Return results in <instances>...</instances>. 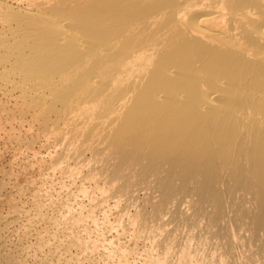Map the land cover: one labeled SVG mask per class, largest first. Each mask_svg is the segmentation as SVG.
Listing matches in <instances>:
<instances>
[{
	"label": "bare ground",
	"instance_id": "6f19581e",
	"mask_svg": "<svg viewBox=\"0 0 264 264\" xmlns=\"http://www.w3.org/2000/svg\"><path fill=\"white\" fill-rule=\"evenodd\" d=\"M29 153L0 264H55L25 250L96 175L144 223L177 200L173 232L204 219L230 250L245 227L264 254V0H0V161Z\"/></svg>",
	"mask_w": 264,
	"mask_h": 264
},
{
	"label": "clouds",
	"instance_id": "9594fccd",
	"mask_svg": "<svg viewBox=\"0 0 264 264\" xmlns=\"http://www.w3.org/2000/svg\"><path fill=\"white\" fill-rule=\"evenodd\" d=\"M109 153L107 150L100 155L101 163ZM91 162L92 155L89 163L81 167L89 168ZM13 165L10 161V167ZM73 171L80 175L79 170ZM99 179L98 175L90 178L96 184L95 191L81 186L76 195L79 203L66 205L56 222L52 239L42 245L30 246L25 250L26 255L39 258L37 253L55 246L53 252L44 256L45 260L56 256L55 264H264V254L259 251L258 244L251 242V233L245 227L239 232L233 230L230 250L227 242L215 235V226L206 227L204 219L191 227L185 224L173 232L175 226L165 222L171 218L177 200L169 205L159 221L147 224L143 221L139 200H128L127 194L113 197L112 191L119 182H113L109 188L97 183ZM22 195L21 190L13 196V204ZM126 202L127 208L124 207ZM192 203L191 199L185 200L181 211L191 215ZM17 212L18 209L12 208L4 215ZM60 232L67 235L60 238ZM170 232L171 236L168 235ZM64 246L69 247L68 253L63 252ZM33 247L35 251H32ZM71 249L78 251L73 254Z\"/></svg>",
	"mask_w": 264,
	"mask_h": 264
},
{
	"label": "rangeland",
	"instance_id": "374dc122",
	"mask_svg": "<svg viewBox=\"0 0 264 264\" xmlns=\"http://www.w3.org/2000/svg\"><path fill=\"white\" fill-rule=\"evenodd\" d=\"M34 153H29L26 154L25 156L21 157H14L13 159L12 156H6L3 160L0 161V179H3L4 177L7 176V173L12 171H18L20 170L27 162L28 160H33L35 157ZM41 158H47L46 155L43 156L41 154ZM10 161L14 164L13 166L10 167ZM5 193L7 192L6 190L4 191ZM8 211V208H5L1 213V215H4V213Z\"/></svg>",
	"mask_w": 264,
	"mask_h": 264
}]
</instances>
